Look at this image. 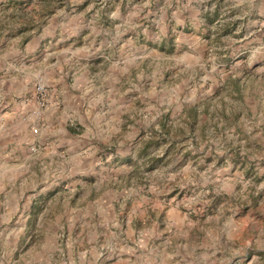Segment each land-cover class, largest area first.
Segmentation results:
<instances>
[{"label": "rangeland", "instance_id": "374dc122", "mask_svg": "<svg viewBox=\"0 0 264 264\" xmlns=\"http://www.w3.org/2000/svg\"><path fill=\"white\" fill-rule=\"evenodd\" d=\"M0 264H264V0H0Z\"/></svg>", "mask_w": 264, "mask_h": 264}, {"label": "built area", "instance_id": "2783aa9c", "mask_svg": "<svg viewBox=\"0 0 264 264\" xmlns=\"http://www.w3.org/2000/svg\"><path fill=\"white\" fill-rule=\"evenodd\" d=\"M34 94H35V98L37 99L38 106L42 107L44 105V102H45L46 88L41 81H38L37 83H35ZM36 113L38 114L39 111H37ZM32 131L37 132L38 129L36 127H34L32 129Z\"/></svg>", "mask_w": 264, "mask_h": 264}, {"label": "crops", "instance_id": "0c3cea01", "mask_svg": "<svg viewBox=\"0 0 264 264\" xmlns=\"http://www.w3.org/2000/svg\"><path fill=\"white\" fill-rule=\"evenodd\" d=\"M98 61H100V62H98V63H96V65L95 64H93V62H91V63H88V67H91L92 65H95L96 66V68H97V65L98 64H100V63H103L106 59H108V57L107 56H103V55H101V54H99L98 56H96L95 57ZM93 68V67H92ZM99 72V71H98ZM90 77H92V75L90 76ZM76 79H74L73 81H72V84L71 85H73V86H75V83H77V81H75ZM92 85V83L91 82H88V80H87V82H85L84 83V87H88V86H91ZM73 88V87H72ZM128 89H126L125 91H127ZM124 91V92H125ZM74 95V94H73ZM60 97H61V101H64V95H60Z\"/></svg>", "mask_w": 264, "mask_h": 264}]
</instances>
